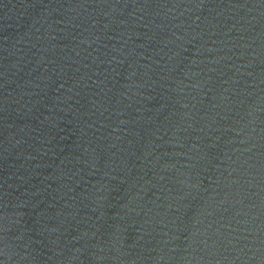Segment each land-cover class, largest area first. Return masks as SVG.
I'll use <instances>...</instances> for the list:
<instances>
[{
    "label": "water",
    "instance_id": "obj_1",
    "mask_svg": "<svg viewBox=\"0 0 264 264\" xmlns=\"http://www.w3.org/2000/svg\"><path fill=\"white\" fill-rule=\"evenodd\" d=\"M0 264H264V0H0Z\"/></svg>",
    "mask_w": 264,
    "mask_h": 264
}]
</instances>
